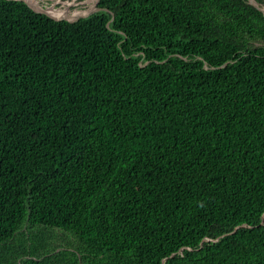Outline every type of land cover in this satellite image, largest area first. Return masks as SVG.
<instances>
[{
    "label": "trees",
    "instance_id": "1",
    "mask_svg": "<svg viewBox=\"0 0 264 264\" xmlns=\"http://www.w3.org/2000/svg\"><path fill=\"white\" fill-rule=\"evenodd\" d=\"M97 7L0 0V264H264V12Z\"/></svg>",
    "mask_w": 264,
    "mask_h": 264
},
{
    "label": "rangeland",
    "instance_id": "2",
    "mask_svg": "<svg viewBox=\"0 0 264 264\" xmlns=\"http://www.w3.org/2000/svg\"><path fill=\"white\" fill-rule=\"evenodd\" d=\"M38 1L42 6H44V8L47 11L50 8H54V10L63 9L64 7L68 6V4H67V2H68L69 5H71L70 6V12L73 13L76 11H78V12L84 11L85 12L86 10H88L89 8H91L92 6L97 4V2L99 0H94V1L92 0L90 3H87V0H60V1L59 0H38ZM260 6L264 7L263 5H260Z\"/></svg>",
    "mask_w": 264,
    "mask_h": 264
},
{
    "label": "water",
    "instance_id": "3",
    "mask_svg": "<svg viewBox=\"0 0 264 264\" xmlns=\"http://www.w3.org/2000/svg\"><path fill=\"white\" fill-rule=\"evenodd\" d=\"M13 1H18V2H23L24 4L28 5L31 9H33L35 12L37 13H40V14H44V15H47L49 16L50 18L56 20V21H68V22H75V21H78L80 19H83V18H87L89 16H91L92 14L98 12L101 10V8H98V3L99 1L97 2V5H96V8L92 11H90L89 13L85 14V15H81L77 18H70L69 16H66V17H63V18H55L53 16H51L48 11L45 9V8H38L36 7L35 5L32 4V0H13ZM250 3L255 6L256 8H258L259 10L263 11L264 12V8H262L259 3L256 1V0H249Z\"/></svg>",
    "mask_w": 264,
    "mask_h": 264
},
{
    "label": "bare ground",
    "instance_id": "4",
    "mask_svg": "<svg viewBox=\"0 0 264 264\" xmlns=\"http://www.w3.org/2000/svg\"><path fill=\"white\" fill-rule=\"evenodd\" d=\"M60 1V0H59ZM92 0H87V3H90ZM94 1V0H93ZM86 2V1H85ZM39 3V1L38 0H32V4L33 5H35L36 7H38V8H44L40 3ZM67 4H69L68 2H67ZM88 5V4H87ZM94 5V4H93ZM70 6L71 5H69V6H66V7H64L63 9H59V10H54V8H50V9H48V13L51 15V16H53V17H55V18H63V17H66V16H68L69 15V17H71V18H77V17H79V16H81V15H85V14H87V13H89L90 11H92V10H94L95 8H96V4L94 5V6H92L91 8H89L88 10H86L85 12L84 11H82V12H78V11H76V12H70Z\"/></svg>",
    "mask_w": 264,
    "mask_h": 264
},
{
    "label": "clouds",
    "instance_id": "5",
    "mask_svg": "<svg viewBox=\"0 0 264 264\" xmlns=\"http://www.w3.org/2000/svg\"><path fill=\"white\" fill-rule=\"evenodd\" d=\"M97 5V4H96ZM44 7V6H43ZM262 7V6H261ZM262 8H264V7H262Z\"/></svg>",
    "mask_w": 264,
    "mask_h": 264
},
{
    "label": "flooded vegetation",
    "instance_id": "6",
    "mask_svg": "<svg viewBox=\"0 0 264 264\" xmlns=\"http://www.w3.org/2000/svg\"><path fill=\"white\" fill-rule=\"evenodd\" d=\"M68 6H69V4H68Z\"/></svg>",
    "mask_w": 264,
    "mask_h": 264
}]
</instances>
